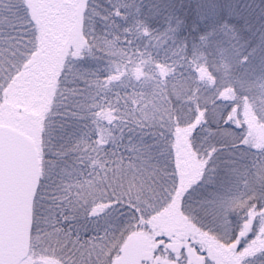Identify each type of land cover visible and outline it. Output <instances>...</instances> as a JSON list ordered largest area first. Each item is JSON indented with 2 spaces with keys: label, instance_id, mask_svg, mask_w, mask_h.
<instances>
[{
  "label": "snow or ice",
  "instance_id": "6c2138e0",
  "mask_svg": "<svg viewBox=\"0 0 264 264\" xmlns=\"http://www.w3.org/2000/svg\"><path fill=\"white\" fill-rule=\"evenodd\" d=\"M0 264H264V0H0Z\"/></svg>",
  "mask_w": 264,
  "mask_h": 264
}]
</instances>
